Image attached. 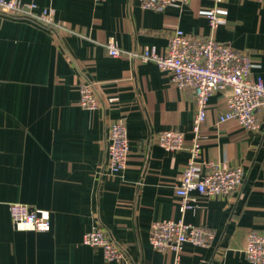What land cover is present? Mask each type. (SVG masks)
Returning a JSON list of instances; mask_svg holds the SVG:
<instances>
[{"label":"crops","instance_id":"crops-1","mask_svg":"<svg viewBox=\"0 0 264 264\" xmlns=\"http://www.w3.org/2000/svg\"><path fill=\"white\" fill-rule=\"evenodd\" d=\"M53 12L68 31L54 33L0 12V264H252L244 249L251 232H264V112L260 128L220 121L225 93L210 100L201 144L209 162L244 168L240 188L227 198L192 193L182 212L176 186L189 160L196 112L194 93L179 88L153 62L108 55L114 39L128 51L163 52L176 30L214 37L253 61L264 79V0H193L163 12L139 0H21ZM219 7L227 23L212 30L201 12ZM91 83L96 110L80 105V86ZM124 119L130 140L127 169L108 175L107 134ZM185 133V148L169 152L158 135ZM51 214V230H20L10 205ZM158 220H184L215 232L209 247L185 244L159 252L150 242ZM103 226L126 250L107 262L101 248L83 243Z\"/></svg>","mask_w":264,"mask_h":264},{"label":"built area","instance_id":"built-area-1","mask_svg":"<svg viewBox=\"0 0 264 264\" xmlns=\"http://www.w3.org/2000/svg\"><path fill=\"white\" fill-rule=\"evenodd\" d=\"M193 0H139L143 10L163 12L170 6L184 8ZM218 3L223 0H216ZM0 12L39 23L54 33L68 31L64 23L53 19V12L40 11L35 3L21 0H0ZM201 14L209 21L212 30L227 23L226 12L215 7L203 10ZM107 53L113 58H127L135 63H155L160 70L170 74L172 82L179 88L191 89L194 93L196 112L193 123V138L189 148L190 157L179 178L176 194L181 199L180 210L191 208L192 193L206 198H227L243 183L244 168L228 167L209 162L201 144L202 127L207 119L211 98L219 91L225 93L227 108L220 121L235 120L245 130L260 128L258 115L264 112V79L253 77V61L248 51H240L214 37L188 36L176 29L169 37L163 52L155 47L142 51H128L121 48L114 39L106 44ZM80 105L86 110H96L100 98L93 84H82ZM184 132L166 130L158 135L161 147L169 152H179L185 147ZM109 156L108 175L118 176L128 167L130 140L127 123L117 119L110 124L107 134ZM11 217L20 230H51V214L46 210L22 203L10 205ZM215 239V232L205 226H195L184 220H158L153 222L150 242L159 252H176L180 255L185 244L209 247ZM83 243L103 250L107 262L126 258V250L117 243L103 226L87 232ZM252 264H264V232H251L244 249Z\"/></svg>","mask_w":264,"mask_h":264}]
</instances>
